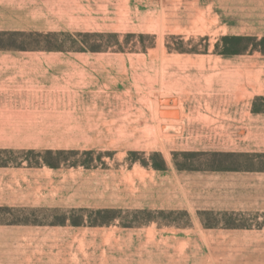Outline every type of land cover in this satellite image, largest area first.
Here are the masks:
<instances>
[{"label": "crops", "instance_id": "obj_1", "mask_svg": "<svg viewBox=\"0 0 264 264\" xmlns=\"http://www.w3.org/2000/svg\"><path fill=\"white\" fill-rule=\"evenodd\" d=\"M0 264H264V0H0Z\"/></svg>", "mask_w": 264, "mask_h": 264}, {"label": "rangeland", "instance_id": "obj_2", "mask_svg": "<svg viewBox=\"0 0 264 264\" xmlns=\"http://www.w3.org/2000/svg\"><path fill=\"white\" fill-rule=\"evenodd\" d=\"M203 20V18H200ZM135 29H149L153 30L152 32L146 33L145 37L140 38L138 35L133 37L126 38V34L120 35L119 41L122 43L121 47H125L128 49L131 48H140L143 45L151 48H168V47H183V48H205L206 42L201 40V36L193 37V40L190 41V37L185 38L184 41H180L174 38V34H170L169 32L176 31V27L172 25H152V26H136ZM202 29H205V26H202ZM143 31H136L135 33H142ZM20 40L23 44V47H80L81 44L75 45L74 40H83V37L73 36L68 33H57L55 35L47 36H30L23 37ZM88 42V44L97 43L98 38L95 36H90L84 39ZM103 43L106 46L110 44H116L117 39L114 37H105L102 39ZM119 47V46H114Z\"/></svg>", "mask_w": 264, "mask_h": 264}, {"label": "trees", "instance_id": "obj_3", "mask_svg": "<svg viewBox=\"0 0 264 264\" xmlns=\"http://www.w3.org/2000/svg\"><path fill=\"white\" fill-rule=\"evenodd\" d=\"M57 33H31V34H19L20 36L22 37H30L31 35L32 36H42V35H47V36H51V35H55ZM70 35H73V36H79V37H83V40H74V44L75 45H78V44H81L80 47H70V48H79V49H103V48H117V49H125V47H121L122 46V43L119 41V37L121 34H118V33H68ZM135 35H138L140 38H143L145 37L146 33H128L126 34V38H129V37H133ZM90 36H95L98 38V42L97 43H94V44H88V42L84 39L90 37ZM114 37L117 39V42L116 44H113V45H109V46H106V44H102L103 41L102 39L105 38V37ZM175 39H178L180 41H184L185 38L181 35H175L174 36ZM193 38L190 39V41H192ZM202 41H205L206 42V45L205 47L207 48L208 45H209V42H208V38L207 37H202L201 38ZM246 40L245 38H227L226 41H230V42H240V41H244ZM114 46H119V47H114ZM46 48H63V47H46ZM149 47L143 45L142 47L140 48H131V49H147ZM168 48H171V49H185L183 47H168ZM193 48H196V47H193Z\"/></svg>", "mask_w": 264, "mask_h": 264}]
</instances>
